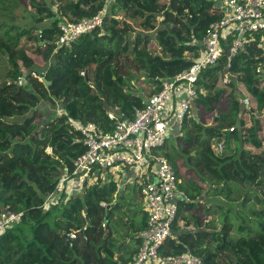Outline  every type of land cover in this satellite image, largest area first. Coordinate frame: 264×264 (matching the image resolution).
<instances>
[{
	"label": "trees",
	"instance_id": "trees-1",
	"mask_svg": "<svg viewBox=\"0 0 264 264\" xmlns=\"http://www.w3.org/2000/svg\"><path fill=\"white\" fill-rule=\"evenodd\" d=\"M8 1L0 0V15L9 17L0 20V60L8 64L0 75V216L14 211L23 212V217L0 235V264H127L138 250L129 256L122 253L116 238L119 228L112 223L126 226L127 221L123 216L116 219L115 211L122 205H113V194L106 201L104 185L88 189L68 184L47 202L62 176L74 178L76 161L85 151L81 133L70 118L109 130L113 127L109 111L133 117L134 107H144L147 98L162 89L165 77L189 67L193 61L188 58L200 55L209 25L221 16L210 12L212 3L206 0H79L63 13L65 19L51 10V24L37 28L14 24L16 15L9 11ZM105 10L102 24L93 31L57 46L60 21H79ZM121 10L137 17L143 27H151L154 34L139 32L128 37L109 27V16L114 20ZM23 37L30 41L49 37L47 47L56 50L43 74L49 85L30 72L36 71V62L19 46ZM261 66L264 48L256 38L231 60L227 48L217 64L202 71L197 82L200 96L182 121L188 127L191 124L190 133L178 140L213 145L222 155L204 153L211 175L204 186L199 174L184 175L174 156L166 153L190 202L180 205L173 236L161 246V256L192 252L206 264H248L239 247V240L245 238L264 264V127L256 117L264 111ZM142 72L148 81L145 99L133 83ZM227 72L233 74L230 83H224ZM22 75L25 84L19 83ZM240 81L247 92L240 91L239 86H244H238ZM112 88L118 91L116 111L111 108ZM247 94L251 95L249 107L240 99ZM56 100L69 114L39 128L35 121L38 105ZM194 108L200 116L191 113ZM26 115L25 120H17ZM233 127L239 129L237 142H243V147L232 144L229 150L228 139L233 143L235 138ZM165 145L169 147L168 140ZM108 185L112 192L117 189L115 183ZM83 190L87 199L80 194ZM84 210H88L86 220ZM142 221L144 229L146 215ZM73 230L82 233L73 238Z\"/></svg>",
	"mask_w": 264,
	"mask_h": 264
},
{
	"label": "built area",
	"instance_id": "built-area-1",
	"mask_svg": "<svg viewBox=\"0 0 264 264\" xmlns=\"http://www.w3.org/2000/svg\"><path fill=\"white\" fill-rule=\"evenodd\" d=\"M206 1L212 3L210 12L221 18L209 25L200 55L192 59L189 67L165 77L162 89L147 98L144 107H134L133 117H120L109 111L108 117L113 123L109 130L92 121L70 119L74 128L81 133L85 151L76 161L74 178L70 174L62 176L55 191L47 197V202L53 195L61 193L68 184L87 187L95 184V179L109 174L117 176L118 181L137 183L146 205L147 221L138 252L134 260L127 264H206L201 256L192 252L161 256V246L173 236L172 225L179 207L182 203L190 202V197L179 186L182 180L177 176L169 158L159 152V147L170 138L174 123L182 122L199 98L197 82L202 71L217 64L227 48L231 60L256 38L264 47V0ZM105 15L106 11H102L87 17L84 23L60 21L58 26L61 35L57 46L93 31L102 24ZM30 72L42 81L45 78L32 69ZM24 75L19 79L20 84L26 83ZM232 79L233 74L227 72L224 83H230ZM244 103L249 107V99L244 100ZM222 143L219 144L220 151L224 147ZM130 171L134 172L131 177ZM122 184L126 186V183ZM106 204L103 202L104 206ZM22 217L23 212L4 211L0 216V235L21 222ZM76 236L74 232L71 234L73 238Z\"/></svg>",
	"mask_w": 264,
	"mask_h": 264
},
{
	"label": "rangeland",
	"instance_id": "rangeland-1",
	"mask_svg": "<svg viewBox=\"0 0 264 264\" xmlns=\"http://www.w3.org/2000/svg\"><path fill=\"white\" fill-rule=\"evenodd\" d=\"M79 0H9L6 4H8L11 8L9 11H13L16 15L15 21L13 22L14 24H19L23 27H37L40 28L44 26L47 23L51 24V20L48 16L49 12L52 10L54 11L58 17L64 18V12L68 10L70 7L73 6L75 2ZM109 3L110 0H108ZM108 3V6H110ZM17 4V5H15ZM40 5L41 9L39 10L37 7L34 6ZM1 10V9H0ZM107 10V7H106ZM105 10V11H106ZM4 19H9L6 15H0V20ZM65 19V18H64ZM88 18L83 17L79 21H74L75 23H84ZM108 26L109 27H114L117 31H122L127 34L128 37H130V34L135 35L137 33H142L144 36L145 34H154L152 32L151 27H143L140 24V21L137 19V17H132L127 11L121 10L117 12L115 15V19L113 20V16H109L107 20ZM47 40H49V37L46 38H41L39 41L36 40H28L26 37L21 38L20 40V47H24L33 57L35 58V64H36V72H38V75H43L46 73L48 64L49 62L52 61L54 54L56 53L55 49H52L50 47H47ZM264 48V47H263ZM4 61V60H3ZM0 60V75H3L5 72V69L8 66L7 62L4 64V62ZM264 68L261 66V70ZM85 74V73H84ZM142 75L139 74V81L133 82L135 85V89L142 97L145 99L147 91H148V83L147 78H146V73H141ZM240 84H243L242 81L239 82L238 86ZM244 86H239V89L241 92H247V87L245 84ZM250 94H247L245 96H241V100H246L250 98ZM111 101H112V110H118V91L115 88L111 89ZM38 113L37 117L35 119L36 123L38 124V127L41 128L44 124L48 123L49 121H52L56 119L57 117L60 116H66L69 114L68 110H65V107L61 105L60 100H56V103L48 102V101H43L38 105ZM195 109V111H194ZM191 113L196 114V117L200 116L201 113L200 111L197 110V108H194ZM255 114H257L256 111H254ZM250 120V115L246 114V116ZM256 117L259 118L261 123H263L264 127V111L261 114L256 115ZM26 118H28V115L23 116V117H17V120L23 121ZM71 119V118H70ZM198 119V118H197ZM73 120V119H71ZM250 123V121H249ZM191 124L188 127L187 125H184L183 122L179 121L174 123L172 126V133L170 138L167 140L169 141V147L166 146V142L159 147V152L164 154L165 156L166 153H169L174 156L175 161L178 163L180 171L185 175L187 172L191 171L194 173L193 175H190L193 177L195 174H199L202 179H204L205 183L203 184L204 186H207L210 181H211V175L208 172V162L205 161V156L204 153L207 152L208 154L211 155H217L221 156L222 154L218 152L217 148L213 145H203L201 146L199 143H190L186 144L183 140L181 142L178 140V137H183L187 136L190 133L191 130ZM239 129H235V138L234 142L231 143L230 140L228 139L227 142V149L230 150V148H233L231 146L232 144L236 148H241L243 147V142H237L240 140V134L238 133ZM227 141V139L225 140ZM223 145V143H221ZM245 145V144H244ZM176 151H175V149ZM221 148V146L219 145ZM164 148H166V152H164ZM254 150V148H253ZM49 152L51 151V148L48 150ZM262 151H264V148H262ZM261 151V152H262ZM194 153L192 158H190L189 153ZM264 154V153H263ZM237 158L236 156L233 157V159ZM171 162V161H170ZM172 163V162H171ZM214 166H217L216 164ZM193 168L190 170V168ZM109 178L112 179V175L109 174ZM101 178L98 179V181L95 179L96 184L98 185H104L105 189H110L109 186L106 185L105 182L100 180ZM114 178L112 179V181ZM109 183L112 181L107 180ZM89 185V184H88ZM181 186V185H179ZM89 189V188H88ZM87 189V190H88ZM120 189L122 190V193L124 197L119 201L123 208H127L128 211L126 212H121L117 211L116 213L118 214H125V217L130 219L131 223L127 224L126 226H123L121 229H125L127 226L132 228L133 224L135 225L136 222L141 221L143 217V211L145 212V202L142 198V196L139 193V187L136 184L130 183L128 184L127 187H125L123 184L120 185ZM87 190H83V193L81 191V195L87 199L88 196L86 195ZM78 192L73 193L72 195H77ZM110 197L109 194L107 198ZM116 201V200H115ZM54 205V204H53ZM120 210V209H119ZM84 213V214H83ZM82 213V217L84 220L87 218V213L88 210H84ZM230 215H233L231 213ZM115 225V222L112 223ZM84 229V227H83ZM76 234H80L82 232H75ZM127 232V231H126ZM134 237H138L139 232L131 231V233ZM128 234L127 236H130ZM117 240H120L122 238L121 235H116ZM120 244H122L120 242ZM239 247L241 248V251L243 255L247 258L248 264H261L260 261V255L250 246V244L247 242L245 238H242L239 240Z\"/></svg>",
	"mask_w": 264,
	"mask_h": 264
},
{
	"label": "crops",
	"instance_id": "crops-1",
	"mask_svg": "<svg viewBox=\"0 0 264 264\" xmlns=\"http://www.w3.org/2000/svg\"><path fill=\"white\" fill-rule=\"evenodd\" d=\"M256 109H253V111H255ZM191 155H193L192 153H191ZM134 175V172L133 171H130V177L131 176H133ZM102 177V176H101ZM101 177H99V178H101ZM98 178V179H99ZM103 179H102V181L103 182H105L106 183V185L107 186H109L108 184H116V186H117V189L114 191V192H112L111 191V189H106V194H107V196H108V194H109V196L111 195V194H113L114 195V197L115 198H111L110 199V201L111 202H113V205L115 206L116 204H118V203H120L119 201L124 197V195H123V193H122V190L123 189H120V185L122 184V183H126V186L125 187H127L128 186V184H130V183H132V182H130V183H127V182H123V181H121V180H119L118 181V179L119 178H117V176H113L112 177V179L114 178V180L112 181V179H110L109 178V175L107 176V177H102ZM98 179H97V181H98ZM107 180H109V181H112L111 183H109ZM97 181H95V184L93 183V184H91L90 186H95L96 185V182ZM89 184V183H88ZM133 184H136V185H138L137 183H135V182H133ZM87 185V184H86ZM90 186H87L86 188H89ZM115 193L117 194V196H115ZM107 196H106V201L110 198V197H108L107 198ZM116 200V201H115ZM103 203V202H102ZM107 205H108V203H107ZM122 205V204H121ZM120 209V210H119ZM119 209H117L116 211H115V215H116V219H118L119 218V216H123L124 217V220L125 221H127V224H129V223H131V221H130V219H128L127 217H125V214H123V215H121V214H118V213H116L117 211H121V212H126V211H128V209L126 208H123V206L121 207V208H119ZM146 215V218H147V213H144V211H143V217H142V220H143V218H144V216ZM138 221V222H136L135 223V225L133 224V226H132V228H130V226L128 227H126L125 229H127L126 231L125 230H123V229H121L124 225H122V223H117V222H115V224H117L118 225V228H119V233H120V235L122 236V238L120 239V240H118V243L120 244V242L122 243V244H120L121 245V248H122V253L124 254V256H129V255H131L132 254V252H133V255L136 253L135 251L136 250H138L139 249V246H140V244H141V240H140V238H141V233L143 232V230L145 229H143L142 228V222L143 221ZM131 231H135V232H139V234H138V237H134L132 234H130L131 233ZM128 234H130V236H127ZM135 256H136V254H135ZM135 258V257H134ZM132 262V261H131Z\"/></svg>",
	"mask_w": 264,
	"mask_h": 264
},
{
	"label": "water",
	"instance_id": "water-1",
	"mask_svg": "<svg viewBox=\"0 0 264 264\" xmlns=\"http://www.w3.org/2000/svg\"><path fill=\"white\" fill-rule=\"evenodd\" d=\"M188 60H189V61H192L191 58H188ZM43 81L46 83V85H49V84L51 83V82L48 81L46 78H44ZM255 111H256V110H255ZM192 154H194V153H192ZM65 237H66L67 242L70 241V239H69V235H68V234H66Z\"/></svg>",
	"mask_w": 264,
	"mask_h": 264
},
{
	"label": "clouds",
	"instance_id": "clouds-1",
	"mask_svg": "<svg viewBox=\"0 0 264 264\" xmlns=\"http://www.w3.org/2000/svg\"><path fill=\"white\" fill-rule=\"evenodd\" d=\"M168 2V1H167ZM168 3H170V2H168ZM106 13H107V11H106ZM102 205H103V203H102ZM104 206V205H103ZM84 214V213H83ZM146 228V227H145ZM83 229V228H82ZM73 231H75V232H80V231H82V230H73ZM73 233V232H72ZM142 234V233H141ZM140 240H141V238H140ZM138 252V251H137ZM137 254V253H136Z\"/></svg>",
	"mask_w": 264,
	"mask_h": 264
}]
</instances>
